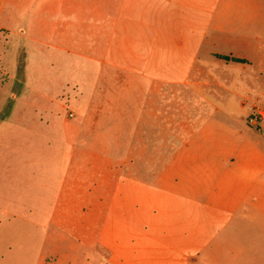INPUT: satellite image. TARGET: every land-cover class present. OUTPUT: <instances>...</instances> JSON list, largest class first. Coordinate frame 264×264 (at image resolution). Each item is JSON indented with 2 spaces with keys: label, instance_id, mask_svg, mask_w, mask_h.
<instances>
[{
  "label": "rangeland",
  "instance_id": "obj_1",
  "mask_svg": "<svg viewBox=\"0 0 264 264\" xmlns=\"http://www.w3.org/2000/svg\"><path fill=\"white\" fill-rule=\"evenodd\" d=\"M90 16L81 48L55 37L51 13L40 37L0 41V264H116L102 247L116 214L98 202L86 215L82 197L90 181L129 177L133 159L137 177L158 185L207 178L211 165L216 181L264 165V59L226 67L211 29L195 36L203 13L176 0H91ZM147 22L150 55L138 30ZM118 115L144 118L149 152L128 151L139 124ZM180 146L189 170L171 171Z\"/></svg>",
  "mask_w": 264,
  "mask_h": 264
},
{
  "label": "crops",
  "instance_id": "obj_2",
  "mask_svg": "<svg viewBox=\"0 0 264 264\" xmlns=\"http://www.w3.org/2000/svg\"><path fill=\"white\" fill-rule=\"evenodd\" d=\"M176 1L203 13L195 36L204 40L211 29L214 49L226 67L237 64L252 67L253 58L264 59V0ZM50 13L54 15V35L60 42L81 48V44L91 40V0H0V41L11 35L40 37L49 31L44 18ZM27 16L28 22H24ZM142 26L146 27L138 28L143 32L142 52L150 55L153 24L147 22ZM163 34L171 36L170 31ZM102 117L92 116L89 121L114 120ZM115 119L118 124L130 121L139 124L130 137L135 140L128 150L130 153L149 152L139 141L151 136L150 132L140 131L143 117L135 120L118 115ZM199 136L203 132L194 133V137ZM187 149L188 146L172 149L177 150L173 156H180L182 162L169 163L171 171L177 165L182 171L184 167L189 170L183 154ZM246 151L243 148L239 153ZM137 161L132 160L127 178L99 179L84 186L82 200L86 215L87 204L98 202L102 204V214H116L115 222L107 218L103 227L116 236L104 237L102 241V247L111 253L116 264H264L263 164L258 163L254 169L244 170L230 180L216 181V169L211 165L203 170L207 178L176 177L158 185L157 181H142L137 177ZM203 186L210 187V196L199 189Z\"/></svg>",
  "mask_w": 264,
  "mask_h": 264
},
{
  "label": "trees",
  "instance_id": "obj_3",
  "mask_svg": "<svg viewBox=\"0 0 264 264\" xmlns=\"http://www.w3.org/2000/svg\"><path fill=\"white\" fill-rule=\"evenodd\" d=\"M236 61H239V60H236Z\"/></svg>",
  "mask_w": 264,
  "mask_h": 264
}]
</instances>
